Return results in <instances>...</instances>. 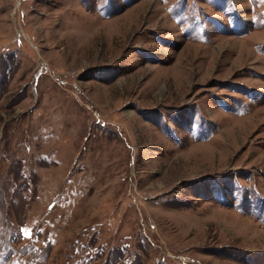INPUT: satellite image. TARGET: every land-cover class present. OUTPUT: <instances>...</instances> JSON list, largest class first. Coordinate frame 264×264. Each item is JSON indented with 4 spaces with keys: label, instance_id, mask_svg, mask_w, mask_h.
Masks as SVG:
<instances>
[{
    "label": "rangeland",
    "instance_id": "1",
    "mask_svg": "<svg viewBox=\"0 0 264 264\" xmlns=\"http://www.w3.org/2000/svg\"><path fill=\"white\" fill-rule=\"evenodd\" d=\"M0 264H264V0H0Z\"/></svg>",
    "mask_w": 264,
    "mask_h": 264
}]
</instances>
